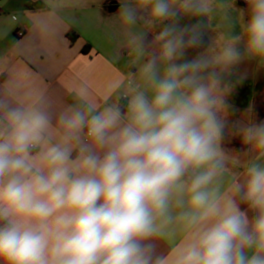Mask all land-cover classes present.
<instances>
[{"label": "clouds", "instance_id": "clouds-1", "mask_svg": "<svg viewBox=\"0 0 264 264\" xmlns=\"http://www.w3.org/2000/svg\"><path fill=\"white\" fill-rule=\"evenodd\" d=\"M44 2L35 32L74 22ZM244 2L119 0L129 71L102 94L0 87V264H264V119L228 102L235 67L264 66Z\"/></svg>", "mask_w": 264, "mask_h": 264}, {"label": "crops", "instance_id": "crops-1", "mask_svg": "<svg viewBox=\"0 0 264 264\" xmlns=\"http://www.w3.org/2000/svg\"><path fill=\"white\" fill-rule=\"evenodd\" d=\"M237 5L246 7L244 0ZM118 9L119 0H62L60 15L74 22L61 23L54 36H41L30 20L48 10L44 0H0V87L18 79L71 102L69 87L86 79L94 93L102 94L110 81L129 71L130 49L117 35L122 31L115 20ZM21 28L25 33L18 37ZM245 63L257 61L238 66ZM232 139L225 147L239 150L241 141Z\"/></svg>", "mask_w": 264, "mask_h": 264}, {"label": "rangeland", "instance_id": "rangeland-1", "mask_svg": "<svg viewBox=\"0 0 264 264\" xmlns=\"http://www.w3.org/2000/svg\"><path fill=\"white\" fill-rule=\"evenodd\" d=\"M191 56V55H189ZM245 67V68H244ZM236 66L233 80V90L228 97V102L235 109V113L231 115L230 119L238 120L243 117L246 111L251 107L252 115L256 120H262L261 116L264 114V92L261 90L264 87V71L258 63H245V66ZM240 74L244 76L241 78ZM243 88L245 91V97L241 101V104L237 103L235 97L239 89ZM236 139L230 140L231 142ZM238 140H240L238 138Z\"/></svg>", "mask_w": 264, "mask_h": 264}, {"label": "flooded vegetation", "instance_id": "flooded-vegetation-1", "mask_svg": "<svg viewBox=\"0 0 264 264\" xmlns=\"http://www.w3.org/2000/svg\"><path fill=\"white\" fill-rule=\"evenodd\" d=\"M236 95H237V97H235L236 102L241 104V101L245 97V91L243 90V88L239 89V91L236 93Z\"/></svg>", "mask_w": 264, "mask_h": 264}, {"label": "built area", "instance_id": "built-area-1", "mask_svg": "<svg viewBox=\"0 0 264 264\" xmlns=\"http://www.w3.org/2000/svg\"><path fill=\"white\" fill-rule=\"evenodd\" d=\"M24 33H25V29L21 28V29L17 30L18 37H22L24 35Z\"/></svg>", "mask_w": 264, "mask_h": 264}]
</instances>
